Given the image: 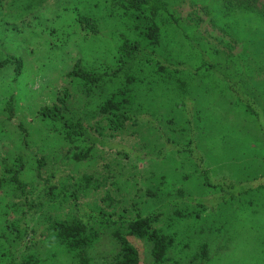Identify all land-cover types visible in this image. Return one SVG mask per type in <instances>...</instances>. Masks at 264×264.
Segmentation results:
<instances>
[{
  "label": "rangeland",
  "instance_id": "obj_1",
  "mask_svg": "<svg viewBox=\"0 0 264 264\" xmlns=\"http://www.w3.org/2000/svg\"><path fill=\"white\" fill-rule=\"evenodd\" d=\"M0 1V59L15 55L22 60L17 77L11 65L0 69L1 250L4 245L11 244L13 248L20 245L14 244L5 222L17 216L21 200L6 185V175L1 168V159L10 161L16 154L25 163L20 175L24 181L32 180L34 156H44L46 173L57 166L55 170L59 173L53 178L59 180L65 190L78 187L76 201L113 214H145L178 195L209 196L192 165L179 155L168 154L159 160L135 155L152 152L161 144L157 127L165 130L167 136L179 135L173 118L176 114L174 109H169L171 106L159 109L161 113L156 114L155 124L140 122L112 130L105 126L98 105L114 82L104 81L99 88L85 92L76 80L64 77L76 60L85 69L97 68L100 62L108 61L109 51L118 44L119 35L128 36L132 31L126 27L127 20L124 24L123 20L115 19L118 26H113L114 19L106 17V8L99 13L91 9L93 16L99 17L100 25L97 33L83 35L67 25L75 7L82 4L80 0ZM170 1L171 12L179 21L193 25L194 35L206 46L216 49V61H222L217 70L240 85L262 122L261 128L243 113L230 92L219 90L220 81H216L211 99L205 95L196 96L199 113L194 138L205 165L215 178L225 177L242 184L251 182L250 179L264 183V0H231L235 8L226 10L225 14L201 5L209 0ZM247 4L253 12L246 10ZM220 20H228L230 30L220 26ZM60 87L68 89L70 113L109 146L91 147L78 161L57 162L56 152L66 144L62 145L58 132L39 117L38 109L53 102ZM9 96L15 104L11 117L3 111ZM161 97L154 99L155 105ZM207 110L210 114L204 116ZM18 124L25 130V145ZM181 138L183 136L179 135L178 139ZM129 148L135 152L126 157L118 153V150ZM82 175L90 176L94 187L83 188L79 181ZM175 207L191 208L188 204L159 208V222L155 223L161 225L166 212ZM66 208L67 201L58 199L42 214H49L50 210L52 215L61 217L68 211ZM39 220L41 218L34 216L30 225L40 226ZM175 232L184 245L177 255L183 264H195L194 255L202 243L207 247L208 264H264V192L247 190L236 194L212 210L183 219ZM136 245L141 248L142 244L137 242ZM140 252V264H150L145 251ZM109 253H113V245L102 235L91 252L93 257L89 264H102L101 256Z\"/></svg>",
  "mask_w": 264,
  "mask_h": 264
},
{
  "label": "trees",
  "instance_id": "obj_2",
  "mask_svg": "<svg viewBox=\"0 0 264 264\" xmlns=\"http://www.w3.org/2000/svg\"><path fill=\"white\" fill-rule=\"evenodd\" d=\"M80 2L82 4L75 7L67 23L72 30L79 31L80 34L97 33L100 19L90 11L95 9L99 13L106 8V17L114 19L111 21L113 26L117 25L115 19L123 20L124 24L127 20L126 27L132 31L128 36L119 35L118 44L109 51L108 61L100 62L97 68L85 69L76 60L64 77L76 80L84 87L85 92L99 88L104 81L114 82L98 105V112L102 115L105 126L112 130L140 122L155 124L154 119L158 118L156 114L161 113L159 109L164 107L166 110V107L171 106L169 109H174L176 114L173 118L178 125L177 134L183 136V139L179 140V135L167 136L165 130L157 127L161 144L152 152L135 155L154 160L163 159L168 154L179 155L192 165L209 196L178 195L145 214H113L76 201L78 187L65 190L60 181L53 178L56 172L59 173L55 170L57 166L46 173L44 156H34L32 180L24 181L20 175L25 163L16 154L10 161L1 159V168L6 175V185L21 200L17 216L5 222L14 244L17 242L20 245L15 248L11 244L2 246L4 248L0 249V264H89L93 257L91 252L102 235L107 236L113 245L112 254L101 256L102 264H140V251H145L150 264H183L177 255L184 245L175 232L183 219L194 217L203 210H212L247 190L264 192V183L258 180L250 179L251 182L242 184L241 181L235 182L225 177H212L194 138L199 113V99L196 100V96L205 95L211 99L216 91V81H220L217 84L219 90L230 92L243 113L261 128L262 122L253 102L245 98L240 85L217 70L222 61H216V49L206 46L194 35L193 25H184L179 21L171 12L170 0ZM201 5L204 8L211 6L223 14L226 10L235 8L231 0H209L204 4L201 2ZM251 9L247 4L246 10L253 12ZM220 21V26L230 28L228 20ZM7 65L12 66L13 75L17 77L22 69L21 57H2L0 69ZM152 95L155 96L154 99L162 96L159 104L155 105ZM68 98L67 87H60L53 102L38 109L39 117L58 132L62 145L66 144V147L59 148L56 152L58 163L78 161L87 155L91 147L109 146L105 140L93 136L70 113ZM14 107L13 97L9 96L3 111L11 117ZM208 114V110L204 112V116ZM18 128L25 145V130L21 124H18ZM118 151L126 157L133 154L134 150L129 148ZM79 181L83 188L94 187V183H90L93 180L88 175H82ZM60 190L64 192L61 193ZM58 199H65L68 203V211L64 215H52L49 209V214H42L44 209L51 208ZM181 204H188L191 208L175 207L166 212L167 216L161 225L155 223L159 222L157 209ZM34 216L41 218L38 222H41L40 226L30 225ZM137 242L142 244L141 248L136 245ZM194 256L197 258L195 264H208L209 257L204 243L199 245Z\"/></svg>",
  "mask_w": 264,
  "mask_h": 264
}]
</instances>
